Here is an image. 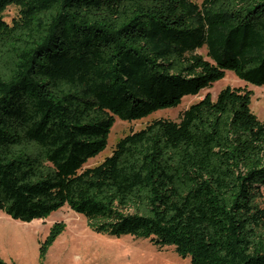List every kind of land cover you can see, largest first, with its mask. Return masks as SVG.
Listing matches in <instances>:
<instances>
[{
  "label": "trees",
  "instance_id": "1",
  "mask_svg": "<svg viewBox=\"0 0 264 264\" xmlns=\"http://www.w3.org/2000/svg\"><path fill=\"white\" fill-rule=\"evenodd\" d=\"M228 70L264 86V0H0V210L31 222L68 205L93 231L174 246L189 264H264L252 90L207 94L84 168L116 118L177 107ZM66 227L51 226L41 261Z\"/></svg>",
  "mask_w": 264,
  "mask_h": 264
},
{
  "label": "rangeland",
  "instance_id": "2",
  "mask_svg": "<svg viewBox=\"0 0 264 264\" xmlns=\"http://www.w3.org/2000/svg\"><path fill=\"white\" fill-rule=\"evenodd\" d=\"M18 16V9L10 6L5 17L11 22ZM207 59V49L197 50ZM242 87L253 91L252 110L264 120V86H258L239 78L228 70L226 76L202 90L197 95H188L174 108L160 109L133 121L116 118L110 132L108 146L97 156L91 157L84 168L93 167L111 155L117 142L126 134L144 128L157 118L178 121L181 114L193 103L210 94L214 99L227 87ZM264 194V186L262 187ZM56 221H64L66 230L49 248L44 261L40 259V245ZM0 257L12 264H189L190 259L181 256L174 246L159 250L150 239H136L131 235L111 236L93 231L85 215L68 205L54 211L46 219L31 222L14 219L0 210Z\"/></svg>",
  "mask_w": 264,
  "mask_h": 264
},
{
  "label": "crops",
  "instance_id": "3",
  "mask_svg": "<svg viewBox=\"0 0 264 264\" xmlns=\"http://www.w3.org/2000/svg\"><path fill=\"white\" fill-rule=\"evenodd\" d=\"M1 258V257H0ZM2 259V258H1ZM8 262V261H7Z\"/></svg>",
  "mask_w": 264,
  "mask_h": 264
}]
</instances>
